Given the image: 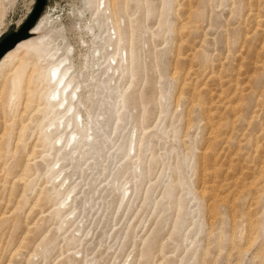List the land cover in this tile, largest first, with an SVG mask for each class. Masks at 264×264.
<instances>
[{
    "label": "rangeland",
    "instance_id": "374dc122",
    "mask_svg": "<svg viewBox=\"0 0 264 264\" xmlns=\"http://www.w3.org/2000/svg\"><path fill=\"white\" fill-rule=\"evenodd\" d=\"M72 2L43 11L63 19ZM35 3L0 0V40ZM125 4L146 66L131 101L143 144L92 183L70 177L65 220L57 183L17 149L0 171V264H264V0Z\"/></svg>",
    "mask_w": 264,
    "mask_h": 264
},
{
    "label": "bare ground",
    "instance_id": "6f19581e",
    "mask_svg": "<svg viewBox=\"0 0 264 264\" xmlns=\"http://www.w3.org/2000/svg\"><path fill=\"white\" fill-rule=\"evenodd\" d=\"M111 1H74L63 19L46 8L30 36L0 58V171L9 172L17 149L22 170L37 158L62 191L64 220L76 212L70 177L92 183L106 172L103 161L120 155L127 163L143 144V117L131 107L138 74L146 68L137 45L142 37L134 21L124 20L125 0ZM131 193L122 187L121 203Z\"/></svg>",
    "mask_w": 264,
    "mask_h": 264
},
{
    "label": "water",
    "instance_id": "95a60500",
    "mask_svg": "<svg viewBox=\"0 0 264 264\" xmlns=\"http://www.w3.org/2000/svg\"><path fill=\"white\" fill-rule=\"evenodd\" d=\"M46 0H36L35 6L20 28L6 34L0 40V58L5 52L13 48L19 41L30 36V30L43 11Z\"/></svg>",
    "mask_w": 264,
    "mask_h": 264
},
{
    "label": "snow or ice",
    "instance_id": "6c2138e0",
    "mask_svg": "<svg viewBox=\"0 0 264 264\" xmlns=\"http://www.w3.org/2000/svg\"><path fill=\"white\" fill-rule=\"evenodd\" d=\"M103 5H101V7H102Z\"/></svg>",
    "mask_w": 264,
    "mask_h": 264
},
{
    "label": "flooded vegetation",
    "instance_id": "af4514ba",
    "mask_svg": "<svg viewBox=\"0 0 264 264\" xmlns=\"http://www.w3.org/2000/svg\"><path fill=\"white\" fill-rule=\"evenodd\" d=\"M13 31V30H12Z\"/></svg>",
    "mask_w": 264,
    "mask_h": 264
}]
</instances>
